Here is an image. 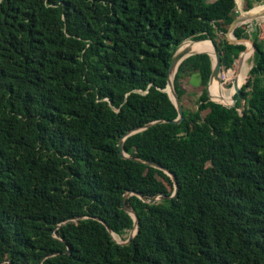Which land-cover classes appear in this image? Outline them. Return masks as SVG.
Listing matches in <instances>:
<instances>
[{
    "label": "trees",
    "instance_id": "obj_1",
    "mask_svg": "<svg viewBox=\"0 0 264 264\" xmlns=\"http://www.w3.org/2000/svg\"><path fill=\"white\" fill-rule=\"evenodd\" d=\"M255 2L264 6L245 0V9ZM235 8V0H0V264H264L258 31L233 30L255 46L234 105L210 98L205 52L174 74L180 98L184 76L203 87L180 122H169L177 110L162 90L185 39L210 37L235 73L246 47L224 37ZM156 120L164 121L127 135L123 151L172 172V197L163 170L118 155L126 132ZM126 191L163 195L124 199L138 225L118 244L102 221L116 238L131 229Z\"/></svg>",
    "mask_w": 264,
    "mask_h": 264
},
{
    "label": "water",
    "instance_id": "obj_2",
    "mask_svg": "<svg viewBox=\"0 0 264 264\" xmlns=\"http://www.w3.org/2000/svg\"><path fill=\"white\" fill-rule=\"evenodd\" d=\"M236 2V1H235ZM255 20V19H254ZM253 20V18H250L248 20V17L244 14H242L241 12L236 14L235 17L233 18V20L230 22V24L228 25L227 27V30L226 32L224 33V37L226 38V40L228 41V43H231V44H237V43H242L245 45L246 42H249L251 47H252V51L255 49V46H254V43L253 41L250 39V37H240V38H237L234 36L233 34V30L234 28H236L237 26L241 25V24H245L246 22H249V23H252L253 25L251 26V30H256L257 29V25L255 23V21ZM249 30V35H250V31ZM209 40L210 43H211V46H212V53L211 52H208V51H197V52H190V50L188 48H185V49H179V46L181 45V43L185 40H183L180 44H178L176 46V48L174 49V52L170 58V62H169V65H168V68H167V76H166V85L165 87L162 89L163 91H165L170 100L172 101V103L174 104L176 110H177V116L175 119H172V120H169L170 123H178L180 122L182 119H183V107H182V104H181V100H180V97L177 95L176 91H175V88H174V84H173V80H170V75L172 73L175 74V72L177 71V68H178V65L185 59L187 58L188 56L194 54V53H199V52H205L207 54H209L211 56V73H210V76H209V80H208V83H207V92L209 94V90H208V86L209 84L211 83L212 80L216 79L218 80L219 78V75H220V72H221V68L223 66H225V64H221V54H220V51L218 50L215 42L210 38V37H207V38H197V39H191V41H200V40ZM246 49V47L239 53L237 59H236V71L240 68V64H241V53ZM245 80V78H244ZM232 85L234 86V94H236V97H233L232 98V102L231 103H225V102H221V101H216V102H220L222 104H225V105H234L235 102H236V99L237 97L239 96V93H240V85L237 86L235 85V79L233 80L232 82ZM170 87V89L168 88ZM164 120H156V121H153V122H148L144 125H142L141 127H138V128H135L131 131H128L126 132L119 140L118 142V155L120 157H129L130 159H133V160H136V161H140V162H143L145 164H148V165H152L154 167H157L158 169H161L163 170L167 175L170 176L172 182H173V192L171 195H169V197H172V196H175L176 192H177V189H178V184H177V180H176V177L175 175L170 172L167 168H164L162 167L160 164L158 163H151V162H146V161H143V160H140L136 157H131V156H128L124 153L123 151V140L124 138L127 136V135H130L136 131H139V130H142L148 126H150L151 124L155 123V122H162ZM129 194H135L136 196H138L140 199H142L143 201L149 203V204H152V203H155L158 199V196L160 195H163L162 193L161 194H158V195H155V196H152L150 198H146L145 196H143V194L141 192H137V191H126L123 193L122 195V202H121V209L126 211L127 213H129L133 219V225L131 227V229L129 230V234L127 236V238L121 242H117L115 240V238L113 237V231L105 224L104 221H102V223L106 226V229L107 231L110 233L112 239L117 242L118 244H128L131 239L133 238V236L135 235L136 231H137V225H138V218H137V215H136V212L127 207L124 203V199L129 195ZM132 229H135L134 232L132 231ZM64 243V241H62ZM69 250H70V247L69 246H66V250H65V253H69ZM8 264H10V261H8Z\"/></svg>",
    "mask_w": 264,
    "mask_h": 264
},
{
    "label": "rangeland",
    "instance_id": "obj_3",
    "mask_svg": "<svg viewBox=\"0 0 264 264\" xmlns=\"http://www.w3.org/2000/svg\"><path fill=\"white\" fill-rule=\"evenodd\" d=\"M211 1H213V0H206V2H211ZM235 1H236V8H235L236 14L240 13L241 11L247 12L251 8H254L255 6H259V7L263 6L262 3L255 2L253 4V7H251L250 9H245V0H235ZM255 23L257 25L256 31H258L257 39H258V41H262L264 43V21L255 20ZM245 25H246V31L249 33V30H251V26L253 24L246 22ZM250 33H251V31H250ZM218 35H220V34L218 33ZM185 41L188 43H193V41H191V39H186ZM252 57H253V51H252L250 58L246 62L244 78L247 76V72L251 67ZM234 68L236 69V65ZM235 74L237 75L236 72L232 73L230 71V69H228L224 66L221 68V72H220L218 79L224 85L225 89H229L232 87V82L234 80ZM244 78H243L240 86L244 83ZM179 86L183 90V94L180 98L183 109L194 110L197 107V98L200 95L202 88H203L199 84L198 78L195 76V74H193L191 76H184L183 78L179 79ZM209 96L212 100L218 101V100H215L210 94H209ZM128 234H129V230H127L122 235L117 234L119 236V238H116V237H114V238L117 242H121L127 238Z\"/></svg>",
    "mask_w": 264,
    "mask_h": 264
},
{
    "label": "bare ground",
    "instance_id": "obj_4",
    "mask_svg": "<svg viewBox=\"0 0 264 264\" xmlns=\"http://www.w3.org/2000/svg\"><path fill=\"white\" fill-rule=\"evenodd\" d=\"M242 14L246 15L248 17V20L250 18L253 19H264V6H255L254 8H251L247 12L241 11ZM203 41L208 42L210 45H206L202 43ZM247 49L246 51L241 55V64L240 68L235 72L237 75H234L235 79V85L239 86L244 78L245 68H246V62L250 58L252 54V48L249 42L245 43ZM188 48L190 52H197V51H208L212 53V46L209 40H200V41H193V43H188L186 41H183L181 45L179 46V49H185ZM174 79V73L170 75V80ZM170 89V87H168ZM209 94L218 101L225 102V103H231L233 94H234V86L232 85L231 88L225 89L224 85L218 80L214 79L211 81V83L208 86ZM135 229H132L134 232ZM113 237H115L113 233Z\"/></svg>",
    "mask_w": 264,
    "mask_h": 264
}]
</instances>
